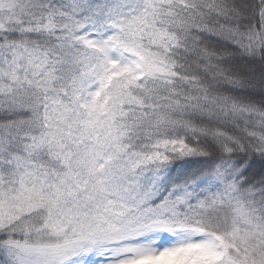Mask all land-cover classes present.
I'll return each instance as SVG.
<instances>
[{
	"label": "snow or ice",
	"instance_id": "1",
	"mask_svg": "<svg viewBox=\"0 0 264 264\" xmlns=\"http://www.w3.org/2000/svg\"><path fill=\"white\" fill-rule=\"evenodd\" d=\"M0 264H264V0H0Z\"/></svg>",
	"mask_w": 264,
	"mask_h": 264
}]
</instances>
